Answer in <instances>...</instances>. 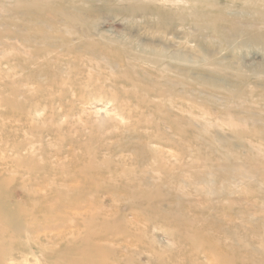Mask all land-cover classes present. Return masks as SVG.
Segmentation results:
<instances>
[{
  "label": "rangeland",
  "instance_id": "rangeland-1",
  "mask_svg": "<svg viewBox=\"0 0 264 264\" xmlns=\"http://www.w3.org/2000/svg\"><path fill=\"white\" fill-rule=\"evenodd\" d=\"M89 74L188 115L172 165L151 129L117 135L114 103L77 101ZM105 120L97 154L58 134ZM0 204L22 233L0 264H264V0H0Z\"/></svg>",
  "mask_w": 264,
  "mask_h": 264
},
{
  "label": "bare ground",
  "instance_id": "bare-ground-1",
  "mask_svg": "<svg viewBox=\"0 0 264 264\" xmlns=\"http://www.w3.org/2000/svg\"><path fill=\"white\" fill-rule=\"evenodd\" d=\"M106 57L116 59L109 53H105ZM41 73L44 75H48L49 70L46 68L41 69ZM94 74H89L86 76L84 84L86 87H90L92 90L91 92H85L82 94H78L76 91L74 94L76 95V99L80 103H86L90 100L93 99H99L102 98L106 99L108 102L114 103L116 105V108L118 109V114L121 116L120 120H124V123H121L117 118L110 117L111 119V125L120 127L118 128L120 132L117 134L118 136H122L124 132H129V133H137L138 136L141 134L139 133V128H149L152 130L151 135H149V142L158 144L161 146L160 148H148L144 147L143 152L146 155H150L153 157V160L157 161V163L161 162V158L164 157L165 161L167 164L171 165L173 164L172 157H177L172 151V148L175 146L176 140L175 137L179 135H183L184 133L182 132L185 128V131L187 132V127H188V115L181 114H167L166 112H162L161 109L157 108H150L153 105L145 103V97L144 94L139 87L137 80H133V82L127 87V88H135V91L133 93L127 94L125 97L121 94L118 93L117 95H108L105 96L103 89L101 86L95 84L93 81ZM139 78H142L139 76ZM57 88L56 86H54ZM58 89V88H57ZM94 89V90H93ZM62 93V92H61ZM158 94V93H157ZM128 99L129 102H132L131 104L124 102L125 99ZM47 102L49 103V106L52 108L54 107V102L56 99L52 96H49L47 99ZM132 105L137 106L138 108L144 107L142 112H138L134 107H131ZM123 106V107H121ZM150 106V107H149ZM155 107V106H153ZM187 108V106H186ZM146 112V114H144ZM58 118L60 115H56ZM87 123V122H86ZM122 125H121V124ZM183 124V126H181ZM181 126V127H180ZM90 128V133L89 136L86 134V139L87 141L80 142L77 138H70L68 135H64L61 132H58L59 136L61 138L66 137V145L70 147L73 150H83L86 154L92 155V154H97L99 153L103 147V144L100 143V145L93 146V141H95L98 136L97 132L102 131L103 134L105 135L103 138L107 139L110 136L114 135V129H110L107 126V120L103 123H94V127L92 125H89ZM79 129V128H78ZM57 131H60L57 129ZM76 132L82 136L81 130H76ZM185 132L184 134V141L187 143L189 141L188 134ZM165 146V147H164ZM168 148L167 149H163ZM107 149V148H106ZM72 150V151H73ZM71 151V152H72ZM184 163H188L187 159V154H188V148L184 146ZM59 156V159L62 160V155L60 152L57 153ZM179 158V157H178ZM59 160V161H60ZM180 160V158H179ZM63 161V160H62ZM60 161L61 163H63ZM77 159L74 157L73 161L70 163L65 162L67 164L73 165L76 163ZM0 232H2V238L3 240H6L8 238L14 237V239H19L22 236V233L19 232L20 226L18 225L19 223L15 220L14 217H12L9 214H5L3 211V207L0 204ZM96 244H99L98 242H95ZM90 247L93 249L94 253L96 250L93 248V246L90 245ZM3 253V247L0 245V255ZM214 256V255H213ZM218 256V255H217ZM45 256H42V259H44ZM10 259V258H8ZM223 260V259H222ZM54 260L52 257H47L44 260V264H54ZM63 263H60V261L57 264H66L65 260L62 261ZM233 263V262H232ZM5 264H10V263H5ZM234 264V263H233Z\"/></svg>",
  "mask_w": 264,
  "mask_h": 264
}]
</instances>
